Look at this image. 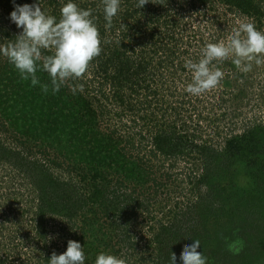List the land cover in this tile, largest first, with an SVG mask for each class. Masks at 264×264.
<instances>
[{
  "label": "rangeland",
  "instance_id": "1",
  "mask_svg": "<svg viewBox=\"0 0 264 264\" xmlns=\"http://www.w3.org/2000/svg\"><path fill=\"white\" fill-rule=\"evenodd\" d=\"M20 1L22 5L25 3V0ZM136 2L121 0L114 22L121 21L120 16L125 10L137 9ZM2 4L0 46L15 40L12 34L17 36L22 31L9 19L14 10L13 0H2ZM261 4L264 12V0ZM138 10L136 17L142 18L143 24L152 23L156 36L151 40L152 30L147 33L148 25L144 26L143 31H138L140 41H134L128 58H133L130 62H135L134 67L145 58L147 72H139L142 75L139 84L136 83L138 75H134L120 89L112 83V78L106 79L104 74L95 76L97 69L88 67L78 80L83 85L81 93L91 102V113L85 117L87 123L79 132L82 136L88 134V138L92 134L98 139L117 138L116 150L112 154L124 151L129 162H134L139 153V158H143L144 178L132 181L126 178L127 173L115 170L116 163L105 166L103 172L108 175L103 180L110 182L107 183V192L111 190L107 200L102 205L85 207L77 202L83 192L80 189L79 194L74 191L69 209L64 208L60 214L50 204L44 211L38 206L40 191L44 190L46 194V185L53 182L42 173L43 169L40 172L37 168L26 167L34 178L30 180L21 170L23 165L18 155H11L13 163L20 164L14 165L5 160L4 153L0 154V264H47L54 252L59 255L67 250L69 240L81 244L85 264H94L100 252L115 254L125 259L126 264H170L172 253L170 257L161 253L169 252L168 248L174 251L179 244L181 253L195 239L201 243L197 251L207 257V264H221L213 260L215 253H209L210 243L207 241L215 225L223 227L222 221L215 224L217 219L230 215L231 220H227L230 223L223 227L221 237L226 241L235 238L231 242H242L246 235L257 234L256 227L264 224V166L258 163L250 166V159L239 161L237 170L247 177L244 182H252L248 179L255 180L252 174L257 175V182H261L263 188L249 200L240 199L238 194L236 203L229 206L223 198L229 191L227 182L224 181L223 193L216 196L214 180L217 176L204 178L210 169L207 158L211 149L217 152L223 149L224 152L227 140L252 128L264 129V65L257 67L253 64L252 71L243 73L229 59L218 65L224 78L217 88L199 97L185 92L192 81V73L185 67L186 61L198 62L201 49L207 43L221 40L227 43L228 36L241 22H252L258 30H264V13L259 23L255 17L229 11L222 0H148ZM46 13L50 14L48 8ZM151 19L154 20L151 22ZM118 24L123 26V22ZM132 39L133 36H129L127 42ZM173 52L176 53L174 59L170 56ZM0 60L5 58L0 56ZM110 73H115L113 67ZM149 75L154 76L153 88L157 92L148 91L143 84ZM122 95L126 96L124 103ZM129 102L135 105L134 109ZM3 122L7 123L0 114V123ZM175 128L176 134L189 135L188 142H184L176 153L155 152L153 138L170 135ZM6 136L7 133L0 128V140L6 141ZM31 139L32 136L18 140L17 149L20 151L23 146H28L20 156L35 158L45 164L49 161L50 174L68 185H64L63 190L60 187L62 192L69 194L72 189L77 190L86 184L82 176L87 173V162L81 163L78 157L76 161L70 159L69 146H64V152L57 155L54 149L45 151L41 133L35 141ZM26 141L29 143L23 144ZM35 184L44 187L37 190ZM52 185L57 188L56 181ZM245 195L251 194L241 193L242 197ZM62 202L66 201L56 200L54 203L63 205ZM39 210L41 217L37 213ZM211 211L213 216L205 218ZM180 221H186L184 230L182 226L170 239L165 238L166 229ZM261 240L264 249V237ZM256 245L253 242L246 248L247 253L239 264H261L253 260L252 250ZM224 262L228 263V257Z\"/></svg>",
  "mask_w": 264,
  "mask_h": 264
},
{
  "label": "trees",
  "instance_id": "2",
  "mask_svg": "<svg viewBox=\"0 0 264 264\" xmlns=\"http://www.w3.org/2000/svg\"><path fill=\"white\" fill-rule=\"evenodd\" d=\"M26 1H30V3L27 4L37 2V0H25V3L23 4H26ZM222 1L227 5L229 11L246 17L252 16L257 19V22H262L264 12L261 3H263V0ZM66 2L67 0H40V5L44 11H47L48 8L50 14L59 20L60 8L62 7V4ZM74 2L77 3L81 9L91 10L92 16L94 17V23L98 28L102 41V51L100 55L95 57L89 65V67L97 69V72H94L95 76H97V74H104L106 79L112 78V83L114 85H118L119 88L122 89L124 84L129 83L130 78L134 77V75H138V81L136 83L139 84L142 79L139 78V76H142L139 72H147L148 65L144 58L138 63L137 67H134L135 62L134 64L130 62L133 58L131 56L128 58V53L132 49L134 41H140L141 35H139L138 31H143L144 26L148 25L146 26L147 33L150 32V29L152 30L150 36L151 40L155 38L156 32L154 34L153 30L155 29L151 27L152 23L147 22L146 24H143L141 21L142 18L138 19L136 17V13L139 11L137 8L133 10H125V12H123L120 16L121 21L114 22L113 20L112 26L110 28H106L102 0H74ZM0 3L2 4V0ZM7 3H9V1ZM16 4L22 5L20 0H17ZM153 20L154 19H151V22ZM119 22H123V26H120V24H118ZM10 31L11 30L9 29V36L11 35ZM12 35V37H16L15 34ZM129 36H133V39L128 43L127 40L129 39ZM145 36L146 35H144V38ZM169 38L170 37H166L165 39ZM138 43L141 45V42ZM158 52L160 53V51ZM42 54L43 56H46L50 55L51 52L42 50ZM175 54L176 53L174 52L170 54V56L173 57L172 59H174ZM112 67L115 72L113 75L110 73V69ZM37 76L40 80V84L33 87L30 80L24 81L20 79L18 72L6 58L3 61L0 60V114L2 117L4 115V120L7 121V126L4 124L5 122L0 123L2 132L7 133L6 141L0 140V154L4 153L7 157L5 160L9 161V163H13L11 155H18L17 157H20L22 160L21 163L24 166V169L23 166H21V170L27 173L25 174L30 180H34V178L32 175L28 174L29 172L26 171V167L37 168L40 172L43 169L44 171H42V173H45V175L48 176V179L53 181L52 183L56 181L57 188H55L52 183H49L51 185H46L48 189L46 194H44V190L40 191L38 206L43 209V211L46 206L50 204L52 209L61 214L64 211V208L69 209L68 206L71 202L70 200L72 199V196L75 192L76 194H79L80 189L83 192L80 198H77L78 203H81L85 207L86 205L90 206L91 204L102 205L104 200H107L106 198H108V195H111V190H108L107 192V183L110 182L106 183V181L103 180L108 175L106 172H103L105 170V166L115 165L116 163L115 170L118 173H127L126 178L132 181H138L144 178L143 158H139V153L135 156L136 159L134 162H129L126 159V153L124 151L115 155L112 154L114 149L116 150L117 145L115 144V140H117V138L112 137V139L111 137H104L102 139H98L96 134H92L88 138V134L84 136L80 134V128L82 125H86L87 123L85 121V117L91 113V102L87 100L81 92H77L73 95L71 87L73 85H80L82 81L68 80L61 87L58 93L53 94L48 74L43 71H38ZM153 80L154 76L149 75L148 78L143 80V84L147 87L148 91L154 93L157 92V90L153 88L155 86ZM44 84L49 85V91L47 94H45L41 89V85ZM125 97L126 96L122 95L123 103ZM128 104L132 109L135 108L134 104H131L130 102ZM40 130L42 132H40ZM174 130L175 131H172L173 133L171 132L170 135L168 134L165 137L156 135L153 138L155 152L160 151L161 154L168 155L167 153H176L178 150L182 149L184 145L183 143L188 142L189 135L186 133L180 136L175 133L176 128ZM92 131L98 133L94 129ZM40 133L44 136L43 141L45 142L46 152L49 149H54L58 155L64 152V146H69L71 148V156L69 155L70 159L76 161V157H78V160H80L81 163L84 161L87 162L88 168L85 170L87 173L82 176V180L86 184H82V186H79L77 190L72 189L69 194L66 192L64 193L62 190L63 186L66 184L60 182V179L57 176L56 178L50 174L52 172L50 171L51 164L49 161L45 164L35 158L31 160L28 156H20L21 152H24L28 146H23V149L20 151V149H17L18 140L25 137L31 138L32 136V139L35 141L38 137H40ZM7 141H9V143H7ZM28 141L23 142V144L29 143ZM211 150L212 152L209 153L207 158V165H210V169L206 171L208 175L204 178L208 179L210 178V175L217 176V178L215 176L216 179L214 178V182H216V196H220L223 193L225 190H223L225 182H227L229 191H227V195H224L223 197L227 206L236 203V196L238 194L240 195V199L249 200L254 196V194H256V192H260L262 190V183L257 182V177H255L257 175L252 174L255 180L249 178L248 181L252 182L246 183L244 180H246L247 177H244L242 172L237 170V165L241 162L249 161L250 159L252 160L249 162L250 166H254L255 163L264 166V129L260 130L258 128H252L241 136H235L232 139L227 140L224 152L222 151L223 149L219 152L213 149ZM104 152H106L105 155H103ZM30 154L32 155V153ZM240 160L241 162H239ZM120 183L121 182L118 179V185ZM42 187H44L43 184L39 186L35 184V188L37 190ZM60 187H62V190H60ZM50 188L53 189V192ZM55 192H57L56 195ZM242 192L251 195H245L242 197ZM240 199L238 201H241ZM53 200L54 202H56V200H65L66 202H62L63 205H56ZM123 200L126 201L125 198H123ZM212 201L214 204L215 200L213 198ZM239 203L241 204V202ZM110 212L112 213L111 210ZM37 213L41 217L42 214L40 210ZM213 214L214 213L211 211L209 216H206L205 218L209 219V217L213 216ZM229 216L230 215L228 214L224 215L222 217L223 219H217L215 224L218 223L219 225V222L222 221L223 227L226 226L230 223L227 220H231V217ZM186 226V221H180L178 224L176 223L171 225L170 229H166L164 232L165 238L170 239L172 234H177V230L180 227L184 230ZM223 227H217L215 225V228L212 230L210 235V240H207L208 243H210L209 253H215L214 257L216 258L213 259L215 262L218 260L221 264H225L224 259L228 257L227 264H239L238 261L242 260L247 253L246 248L255 242L257 245L252 250L253 256H255L253 260L261 264L264 263V249L261 247V238L264 237V233L262 234V232H264V224L256 227L257 234L246 235V239L241 240L242 242H240V244L242 245V249L238 254H233L228 250V244L231 242L230 240H234L235 238L231 239L228 237L230 239L226 241L224 237H221L223 234ZM190 242L191 240L188 241V243ZM181 248L182 247L179 244V246L174 247V251H170V248H168L169 252L161 254H166L170 257V254L174 253L176 254V257L179 258ZM182 252L183 250L180 254H182ZM229 259L231 261H229Z\"/></svg>",
  "mask_w": 264,
  "mask_h": 264
},
{
  "label": "clouds",
  "instance_id": "3",
  "mask_svg": "<svg viewBox=\"0 0 264 264\" xmlns=\"http://www.w3.org/2000/svg\"><path fill=\"white\" fill-rule=\"evenodd\" d=\"M146 3L148 0H137L136 7L142 9ZM13 4L9 19L22 31L15 40L0 46V56L8 60L21 80H30L35 87L40 84L37 72L43 71L48 74L51 91L55 94L66 81L80 79L90 62L100 55L102 41L92 12L81 9L74 0L62 4L59 20L41 8L40 0L23 5L15 4L13 0ZM102 4L105 27L110 28L120 11L121 0H102ZM42 50H49L51 54L42 57ZM229 59L243 73L252 71L253 64L264 65V30H258L252 22H241L228 36L227 43L223 40L207 43L201 49L198 62L186 61L185 67L191 71L192 81L185 92L199 97L217 88L224 78L218 65ZM41 89L47 94L49 85H41ZM71 91L73 95L82 92L83 85H73ZM200 245L195 239L185 246L179 261L172 253L170 264H207V257L197 251ZM241 249L239 241L228 244V250L233 254H238ZM85 261L81 244L69 240L67 250L59 255L54 252L47 264H85ZM94 264H126V260L110 252H100Z\"/></svg>",
  "mask_w": 264,
  "mask_h": 264
}]
</instances>
